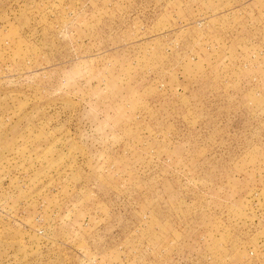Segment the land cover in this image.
<instances>
[{"label":"rangeland","instance_id":"rangeland-1","mask_svg":"<svg viewBox=\"0 0 264 264\" xmlns=\"http://www.w3.org/2000/svg\"><path fill=\"white\" fill-rule=\"evenodd\" d=\"M0 264H264V0H0Z\"/></svg>","mask_w":264,"mask_h":264}]
</instances>
